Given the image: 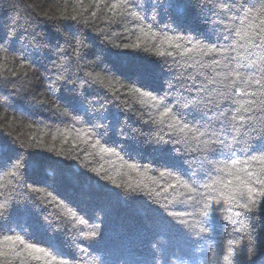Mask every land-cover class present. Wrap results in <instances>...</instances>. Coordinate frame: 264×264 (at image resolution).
Masks as SVG:
<instances>
[{
	"label": "trees",
	"instance_id": "1",
	"mask_svg": "<svg viewBox=\"0 0 264 264\" xmlns=\"http://www.w3.org/2000/svg\"><path fill=\"white\" fill-rule=\"evenodd\" d=\"M131 4L0 0V264H228L229 250L232 264H264V201L241 207L244 170L261 166L230 167L264 132V0ZM190 39L217 51L186 52ZM193 83L204 99L227 93L210 123L177 108L187 125H176L134 91L172 108ZM217 139L236 154L217 148L207 174ZM250 152H264V137Z\"/></svg>",
	"mask_w": 264,
	"mask_h": 264
},
{
	"label": "snow or ice",
	"instance_id": "2",
	"mask_svg": "<svg viewBox=\"0 0 264 264\" xmlns=\"http://www.w3.org/2000/svg\"><path fill=\"white\" fill-rule=\"evenodd\" d=\"M124 6L125 7H132L131 0H124ZM239 35V33H237ZM219 39V37H218ZM223 39L227 40L228 36H224ZM169 42L170 39H169ZM192 45L191 48H186V52H201L203 55H209L217 51L215 47H208L207 50L205 51L202 45L200 44L199 41L196 43H193L192 40L190 39L188 41ZM259 47V46H258ZM158 55H163V53H158ZM217 67L220 66V61H215ZM256 64L255 61L252 62V66L254 67ZM170 70V69H169ZM224 80H227V76L223 77ZM215 80H210L208 83H215ZM257 84L260 83V81H256ZM230 87V86H228ZM264 87V85H262ZM141 89H144L140 86H137L134 91L139 93L140 96L142 97H149L151 100L155 101L157 104L161 105L164 107V112L161 113L162 116H166L169 114H173L174 117V122L176 125H181L182 123L186 126L187 122L180 116H178L177 111L174 112V109H185V110H196L202 113L205 117L204 122L210 123V113L212 108H217L219 109L221 107L222 102H226L228 97L226 92H221L220 97H221V102H216L208 99H204L201 97L199 94L204 92L203 88L198 87L195 83H193L190 87L186 88L184 91L181 92L180 96L176 98V101L174 103V106L172 108H169L165 104V99L160 98L157 99L155 95H152L151 91H141ZM193 89H195L196 95L193 94ZM184 92L188 93V96L191 98L190 101L184 100ZM201 103L204 104V108H201L200 105ZM181 131H183V128H181ZM253 131H256L255 127L253 126ZM203 135V133H201ZM264 137V132H260L259 134L250 137L248 141H246L243 146L241 147V151L250 156V160L241 162L238 160L233 159L231 168H236V166L240 163H248L251 164L252 161H257L259 162L260 170L259 173L257 172H249L247 170H244L246 172V175L248 177V181L244 182L241 181V184L243 185L244 188H246V194L245 198L246 201L241 205L246 211L252 212L254 208L259 205L262 201H264V176H262L260 173H264V152H260L258 155H253V153L250 152V149L253 146V143L255 140ZM217 148L222 149L223 151H228L232 155H235L236 152L234 150V147L232 144H228L225 141L217 139V141H212L207 144H205V149H204V160L201 163V167H204L205 170L207 171V174L210 172L211 168L213 167V159L210 158V154L215 151ZM101 151H109L108 149H101ZM17 168L20 167V165H16ZM129 168L131 169H136L137 165L136 164H130L128 165ZM163 175V173H161ZM115 183V181H113ZM216 181H213V184H215ZM213 184H206L204 187L208 189L213 188ZM252 185H258V187L252 186ZM184 187H188L186 184L183 185ZM221 195H224V193H221ZM230 200L233 199V197H229ZM239 202V201H237ZM4 205L0 204V208H3ZM205 210L203 211V216L207 218L209 216L210 210L212 209L210 204H205L204 205ZM81 223H84V221H80ZM98 233L96 231H92L88 233L89 237H97ZM4 243L8 245L9 247H14L15 244L18 242L19 244H25L24 240L20 239L19 236L17 237H12V236H4L3 238ZM25 251L28 252L29 255H34L36 259H39V255L35 254H43L44 256H48L49 253L45 251L43 248L35 247L33 244H26L25 245ZM53 259H55L53 257Z\"/></svg>",
	"mask_w": 264,
	"mask_h": 264
},
{
	"label": "clouds",
	"instance_id": "3",
	"mask_svg": "<svg viewBox=\"0 0 264 264\" xmlns=\"http://www.w3.org/2000/svg\"><path fill=\"white\" fill-rule=\"evenodd\" d=\"M231 255H233V253L231 252V250H229V254L224 257V260L227 261L228 264H232V261L229 259Z\"/></svg>",
	"mask_w": 264,
	"mask_h": 264
}]
</instances>
